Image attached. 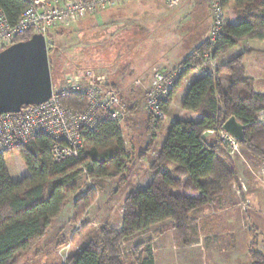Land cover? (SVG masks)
<instances>
[{
  "label": "trees",
  "instance_id": "16d2710c",
  "mask_svg": "<svg viewBox=\"0 0 264 264\" xmlns=\"http://www.w3.org/2000/svg\"><path fill=\"white\" fill-rule=\"evenodd\" d=\"M220 3L224 11L232 4L239 11V21L234 25L225 24L213 43L203 39L186 55L179 64L186 69L160 115L149 113L145 105H141L143 100H137V97L124 105L126 123L131 121L136 133L149 137L150 143L144 148V154L147 147L155 145L164 115L183 78L196 70H203L204 74L189 85L180 102L182 110L195 113L199 120L176 119L170 124L162 147L147 166L150 185L143 190H132L124 198L120 229L101 227L94 236L87 238L80 251L66 260V264H126L120 257L121 243L165 222L170 224L169 228L182 246L194 243L197 224L194 218H190L191 213L205 206L222 207L221 200L229 187L238 183L227 145L217 136L212 139L204 136L206 131L218 134L222 124L231 116L244 126L241 148L264 162V125L257 120L258 113L264 112V91L253 88L254 80L247 76L242 64L244 57L251 54L250 49L230 53L245 41L264 43V0H221ZM0 9L9 24H14L24 9V3L21 0H0ZM31 36V33H25L14 43ZM222 58L227 61L213 71L209 69V64ZM48 62L52 74L49 51ZM112 87L116 90L114 82ZM60 102L64 107L76 109L87 104L84 97L72 95L64 96ZM140 110L144 113L141 117ZM123 142L120 125L104 122L85 137V147L76 158L53 161L49 139L42 135L12 152L1 154L0 264H18L23 254L45 236L70 197H75L70 221L75 223L100 195L101 180L124 174L120 179L123 183L136 166ZM14 153L19 154L28 173L17 181L11 179L5 165V159ZM82 173L88 176L89 184L85 183L77 190L75 181ZM249 237V264H264V252L258 249L259 233L251 229ZM134 250L137 264H153L149 242Z\"/></svg>",
  "mask_w": 264,
  "mask_h": 264
},
{
  "label": "rangeland",
  "instance_id": "374dc122",
  "mask_svg": "<svg viewBox=\"0 0 264 264\" xmlns=\"http://www.w3.org/2000/svg\"><path fill=\"white\" fill-rule=\"evenodd\" d=\"M179 3L181 0L170 5L154 0H134L123 6L110 8L98 17L85 18L72 25L54 28L49 33L46 43L53 72L52 90L63 87L68 79L90 82L104 77L110 87L113 82L116 84L115 91L125 105L135 97L137 100H143L141 105L145 104L144 92L153 72L169 71L177 65L167 70H159L153 66L146 72L141 71V67H150L164 58L171 61L177 52H179L177 54H187L195 47L199 34L204 31L206 19L202 20V18L204 14L206 15L205 11L199 15L201 22L197 21L195 26L193 25L195 19L189 20L191 16H186L188 12L186 8L175 12L180 6ZM204 3L209 12L208 27H206V37H208L213 15L209 1L204 0ZM226 14L225 10L224 22H226ZM230 14L232 16V13ZM154 57L156 59H153ZM217 64L221 65V63ZM246 68H249V64ZM223 84H226L225 81ZM186 90L188 86L184 83L179 90L180 93L175 97L173 110L164 115L163 127L158 132L156 141L166 136V127L176 120L177 107ZM140 115H144L141 110L139 117ZM133 126L131 121L126 123V118L120 124L123 143L130 155L141 151L134 149L133 146L144 138L132 129ZM131 136L135 137V141L132 142ZM215 136L218 134L214 133L207 138L212 139ZM137 154L131 159L133 163L136 162L137 167H147L153 160L151 155H146L144 160L137 159ZM20 158L19 154L14 153L5 159L7 172L13 181L25 178L24 174L27 173ZM233 161H236L235 157ZM122 175L124 174H116L114 177L101 180L102 186L98 192L100 195L95 197L89 209L75 223H70L75 200V197H70L62 206L59 216L51 222L45 236L34 245V248L23 254L18 264H66V259L80 251L87 238L94 236L101 227L120 229L122 204L133 185L131 179L121 183ZM75 182L77 190L82 189L85 183L89 184L88 176L82 173ZM158 231L153 230L149 234L122 242L120 257L126 264H137L134 248L146 245Z\"/></svg>",
  "mask_w": 264,
  "mask_h": 264
},
{
  "label": "built area",
  "instance_id": "2783aa9c",
  "mask_svg": "<svg viewBox=\"0 0 264 264\" xmlns=\"http://www.w3.org/2000/svg\"><path fill=\"white\" fill-rule=\"evenodd\" d=\"M21 10L14 24H9L0 11V52L13 45L25 33L43 35L47 43L49 33L58 26L72 25L79 20L98 17L101 13L127 4L134 0H21ZM168 5L179 0H154ZM211 9V31L206 37L211 43L220 35L225 25L221 0H208ZM1 10V9H0ZM186 66L177 65L169 71H154L144 92L146 110L160 115L164 103L181 80ZM63 87L52 90L48 101L26 106L18 113L0 116V155L12 152L18 146L29 144L39 137L49 139V151L53 161L59 162L69 157H77L85 147V137L104 122L120 125L126 117V106L115 89L104 77L85 82L68 79ZM82 96L86 99L84 108L63 106L60 100L65 96ZM264 125V112L257 115ZM214 134L206 131L204 136ZM227 145L228 156L234 158L239 153L240 144L222 130L217 136ZM264 176V166L261 171ZM67 256L65 257V259ZM67 260V259H66ZM66 263V261H65Z\"/></svg>",
  "mask_w": 264,
  "mask_h": 264
},
{
  "label": "crops",
  "instance_id": "0c3cea01",
  "mask_svg": "<svg viewBox=\"0 0 264 264\" xmlns=\"http://www.w3.org/2000/svg\"><path fill=\"white\" fill-rule=\"evenodd\" d=\"M179 4L180 6L175 9V12L186 8L188 10L186 16H191L189 20L195 19L193 24L195 26H197L195 24L197 21L201 22L199 15L204 11L206 13L202 18V20L206 19V25L204 31L199 34V38L196 40V46L206 38V27H208L209 22L208 9L205 7L204 0H181ZM226 12L225 24L234 25L239 21V11L232 4L229 5ZM230 13H232V16ZM248 49H250L251 54L244 57L242 64L247 76H250L254 80L253 88L257 91H264V43L245 41L236 46L230 53L236 54ZM189 52L185 55L181 53L177 54L179 53L177 52L171 61H167L164 58L161 62L156 61L150 67L143 66L140 70L146 72L152 69L153 66L159 70L171 69L180 64ZM153 59H156V57ZM226 61L227 58H222L209 64L208 67L213 71L219 67L217 63L220 64ZM247 64H249V68H246ZM257 68L258 72L256 71ZM203 74V70H196L189 74L188 77H184L179 90L184 83L189 88V85ZM179 90L174 94L167 113L173 110L175 97L180 93ZM184 96H182L180 102H182ZM180 102L177 107L176 119L192 122L198 121L199 116L193 112L182 110ZM168 128L169 126L166 127V131H168ZM210 136L209 134L206 137L210 138ZM131 138L132 142L135 141L134 136H131ZM164 138L159 141H156V138L154 140L155 145L147 147V152L142 154L144 148L150 143L149 137H144L140 143L133 146L134 149H141L138 154L136 152L138 155L137 159L144 160L146 159V155H151L154 158L155 153L162 147ZM127 150L126 152L130 155L131 153ZM135 155H130L131 159H134ZM235 158L236 161L233 163L235 164L238 183L229 187V191L221 200L222 207L215 209L211 206H205L195 210L190 215V218H194L197 224V238L194 243L182 246L175 237L174 232L169 228L170 224L168 222L157 225V227L155 226L143 234L146 235L153 230H159L155 233L154 237L149 239L153 264H249L248 261L250 259L247 247L251 229H255L259 233L260 246L258 249L260 252H264V176L261 173L264 162L259 161L243 150L241 146ZM134 164L137 165L136 162ZM27 174L25 173L24 177ZM150 178L147 167L136 166L126 180H133L130 191H137L138 189L143 190L147 188L151 182Z\"/></svg>",
  "mask_w": 264,
  "mask_h": 264
},
{
  "label": "water",
  "instance_id": "95a60500",
  "mask_svg": "<svg viewBox=\"0 0 264 264\" xmlns=\"http://www.w3.org/2000/svg\"><path fill=\"white\" fill-rule=\"evenodd\" d=\"M43 35L4 48L0 52V116L48 101L52 94L48 50ZM221 130L243 143L244 126L231 116Z\"/></svg>",
  "mask_w": 264,
  "mask_h": 264
}]
</instances>
